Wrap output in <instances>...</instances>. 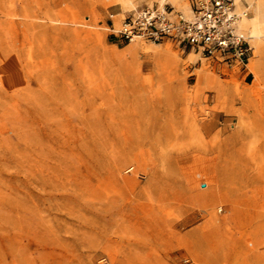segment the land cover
<instances>
[{
	"label": "rangeland",
	"instance_id": "374dc122",
	"mask_svg": "<svg viewBox=\"0 0 264 264\" xmlns=\"http://www.w3.org/2000/svg\"><path fill=\"white\" fill-rule=\"evenodd\" d=\"M144 6L189 0H0V264H264V56L113 33Z\"/></svg>",
	"mask_w": 264,
	"mask_h": 264
},
{
	"label": "built area",
	"instance_id": "2783aa9c",
	"mask_svg": "<svg viewBox=\"0 0 264 264\" xmlns=\"http://www.w3.org/2000/svg\"><path fill=\"white\" fill-rule=\"evenodd\" d=\"M189 10L186 15L172 6H144L127 14L113 33L128 42L135 37L152 43L170 40L226 67L245 68L252 46L238 27L234 0H189Z\"/></svg>",
	"mask_w": 264,
	"mask_h": 264
},
{
	"label": "bare ground",
	"instance_id": "6f19581e",
	"mask_svg": "<svg viewBox=\"0 0 264 264\" xmlns=\"http://www.w3.org/2000/svg\"><path fill=\"white\" fill-rule=\"evenodd\" d=\"M234 5H235V0H234ZM237 13L240 15V19L238 21V27L240 28L239 23L241 21V18L243 16H245L247 13H246V10H244L242 12H237ZM187 14H189V13H187ZM249 33H250L249 34L250 37L257 39L256 41H254V44L252 46L254 48L253 49V60L247 64L249 69L254 72L257 69V67H256L257 60L260 57L264 56V23L261 24V23H257L256 21L253 22V28L249 30ZM249 36H248V39H249ZM137 40H141V38L135 37L130 42L137 41ZM154 44H156V43H154ZM158 45H159V43H158Z\"/></svg>",
	"mask_w": 264,
	"mask_h": 264
},
{
	"label": "crops",
	"instance_id": "0c3cea01",
	"mask_svg": "<svg viewBox=\"0 0 264 264\" xmlns=\"http://www.w3.org/2000/svg\"><path fill=\"white\" fill-rule=\"evenodd\" d=\"M236 3H237V2L235 1V4H236ZM184 11H185L186 14L189 13V11H190V10H189V7H185V8H184ZM242 11H244V10H241L240 12H242ZM246 15H247V14H246ZM246 15H245V16H246ZM241 19H242V18H241ZM239 26H240V28H241L242 30H244V28L241 27L240 23H239ZM244 31H245V30H244ZM197 54H198V53H197Z\"/></svg>",
	"mask_w": 264,
	"mask_h": 264
}]
</instances>
